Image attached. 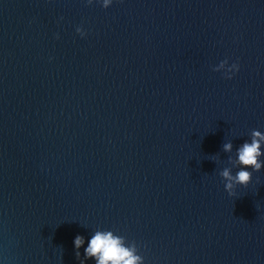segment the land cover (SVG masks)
Returning <instances> with one entry per match:
<instances>
[{
    "label": "water",
    "instance_id": "95a60500",
    "mask_svg": "<svg viewBox=\"0 0 264 264\" xmlns=\"http://www.w3.org/2000/svg\"><path fill=\"white\" fill-rule=\"evenodd\" d=\"M254 129L264 0H0V264H80L97 230L143 264H264V165L219 176Z\"/></svg>",
    "mask_w": 264,
    "mask_h": 264
},
{
    "label": "clouds",
    "instance_id": "9594fccd",
    "mask_svg": "<svg viewBox=\"0 0 264 264\" xmlns=\"http://www.w3.org/2000/svg\"><path fill=\"white\" fill-rule=\"evenodd\" d=\"M93 0H87L91 4ZM103 8H107L112 3V0H97ZM76 32L83 37L85 32L81 27L76 28ZM58 38V37H57ZM224 70V77L231 79L232 75L239 70V65L233 63L228 66V61L225 59L213 68V71ZM249 140L241 143L235 150V158L231 155L227 159V164L231 167H224L219 176L224 183V190L232 196L237 186L247 187L252 179V173L258 172L264 161L260 158L264 155L262 145H264V133L259 130H252L249 134ZM223 151L231 153L233 144L231 141L223 144ZM232 168L239 170L232 174ZM248 169H251L249 171ZM75 256L80 260V264H84L85 260L91 259L95 264H143V257L138 254V248L135 242L127 243L125 237L116 235L110 230H97L87 242V247L84 248V259H80L79 249L85 244V238L77 235L73 241Z\"/></svg>",
    "mask_w": 264,
    "mask_h": 264
}]
</instances>
